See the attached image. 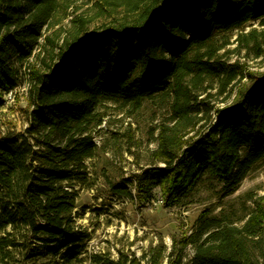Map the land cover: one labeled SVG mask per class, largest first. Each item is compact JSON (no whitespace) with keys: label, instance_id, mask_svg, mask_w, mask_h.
Returning <instances> with one entry per match:
<instances>
[{"label":"trees","instance_id":"obj_1","mask_svg":"<svg viewBox=\"0 0 264 264\" xmlns=\"http://www.w3.org/2000/svg\"><path fill=\"white\" fill-rule=\"evenodd\" d=\"M17 63L16 0H0V107L17 87ZM0 264H25L21 131L12 127H0Z\"/></svg>","mask_w":264,"mask_h":264},{"label":"rangeland","instance_id":"obj_2","mask_svg":"<svg viewBox=\"0 0 264 264\" xmlns=\"http://www.w3.org/2000/svg\"><path fill=\"white\" fill-rule=\"evenodd\" d=\"M16 65L18 67V63ZM5 95L3 97L4 104L0 107V127L1 129L12 127L16 131H21L19 77L17 90L12 93V97L9 98L8 94Z\"/></svg>","mask_w":264,"mask_h":264},{"label":"built area","instance_id":"obj_3","mask_svg":"<svg viewBox=\"0 0 264 264\" xmlns=\"http://www.w3.org/2000/svg\"><path fill=\"white\" fill-rule=\"evenodd\" d=\"M16 90H17V87H15L13 90H11L9 93H7V94H8V97L11 98V97H12V96H11L12 93L15 92ZM4 96H6V95H4ZM3 104H4V103H3Z\"/></svg>","mask_w":264,"mask_h":264}]
</instances>
